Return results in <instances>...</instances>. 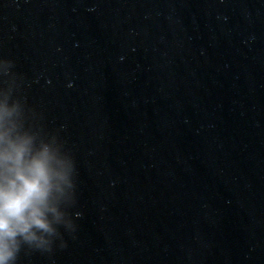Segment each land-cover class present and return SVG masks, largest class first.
Masks as SVG:
<instances>
[{
    "label": "water",
    "instance_id": "95a60500",
    "mask_svg": "<svg viewBox=\"0 0 264 264\" xmlns=\"http://www.w3.org/2000/svg\"><path fill=\"white\" fill-rule=\"evenodd\" d=\"M4 60L76 168L17 264H264V0H0Z\"/></svg>",
    "mask_w": 264,
    "mask_h": 264
},
{
    "label": "clouds",
    "instance_id": "9594fccd",
    "mask_svg": "<svg viewBox=\"0 0 264 264\" xmlns=\"http://www.w3.org/2000/svg\"><path fill=\"white\" fill-rule=\"evenodd\" d=\"M11 67L0 61V264H17L24 248L50 251L61 227L75 228L74 159L17 95Z\"/></svg>",
    "mask_w": 264,
    "mask_h": 264
}]
</instances>
